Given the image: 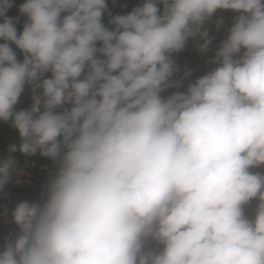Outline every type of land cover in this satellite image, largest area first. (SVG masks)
Masks as SVG:
<instances>
[{
	"label": "clouds",
	"instance_id": "clouds-1",
	"mask_svg": "<svg viewBox=\"0 0 264 264\" xmlns=\"http://www.w3.org/2000/svg\"><path fill=\"white\" fill-rule=\"evenodd\" d=\"M11 7L0 0L8 151L59 168L41 201L15 205L0 264H264V0H144L111 30L106 0H25L19 35ZM217 10L240 13L219 66L162 97L172 54L197 35L206 51ZM26 84L31 108L15 111ZM15 167L0 161V189Z\"/></svg>",
	"mask_w": 264,
	"mask_h": 264
},
{
	"label": "built area",
	"instance_id": "built-area-1",
	"mask_svg": "<svg viewBox=\"0 0 264 264\" xmlns=\"http://www.w3.org/2000/svg\"><path fill=\"white\" fill-rule=\"evenodd\" d=\"M239 14L240 13L229 10L226 13V19L232 25L235 22V17ZM228 29L215 37L211 36V42L207 50L202 52L199 59L195 60L191 73L177 83L179 85L178 87L176 84L165 89L161 93L162 97L167 98L175 92H186L189 83H194L196 79L219 66L218 63L213 62V60L221 43L229 34ZM203 30L209 33L211 30V23L205 22L203 24ZM16 54L17 59L20 60V53L16 52ZM63 107L70 108L71 105L67 104ZM20 155L21 163L16 164L11 179L0 189V251L4 250L6 243L14 238L19 231L17 226L13 223L11 215L15 205L21 201H28L30 203L41 201L45 197L48 183L55 176L59 168L57 161L48 157H43L39 155V153L33 156H25L21 153ZM9 156L8 154L0 155V161H3ZM263 168L264 166H261L255 170H263ZM256 204L257 201L253 200L246 206L245 212L255 209ZM149 244L154 250H158L160 247L153 241H149Z\"/></svg>",
	"mask_w": 264,
	"mask_h": 264
},
{
	"label": "trees",
	"instance_id": "trees-1",
	"mask_svg": "<svg viewBox=\"0 0 264 264\" xmlns=\"http://www.w3.org/2000/svg\"><path fill=\"white\" fill-rule=\"evenodd\" d=\"M25 0H12V7L8 9L6 15L10 18H13L16 21V28L17 34L19 35L20 32L23 30L24 24L27 22V16L22 15L19 12V6L23 4ZM107 3V10L103 14L102 22L106 27L110 30L113 29L115 26L110 23L111 17L115 15H125L128 14L133 10V8L140 6L144 3V0H106ZM158 7L163 11V5L158 3ZM109 13L111 15H109ZM67 13H62L61 16L63 17ZM3 22V17H0V23ZM5 41L0 40V43H4ZM10 46L13 48L15 52L20 53V61L23 60V54L21 51L16 47L15 44L9 42ZM99 43H97V47H99ZM194 45H193V38H190L185 46V48L177 53L172 54V59L174 60L175 68L180 66V64L186 62L188 57L193 53ZM99 55V53H98ZM43 78H51V73H45ZM82 78V77H81ZM42 93V89H37L36 94L39 95ZM33 91L32 86L26 84L23 93L21 94L18 103L15 105V111L20 110H27L31 108L33 103ZM64 107L57 109L63 110ZM43 110V109H41ZM12 144H16L17 147L20 144L19 133L18 130L12 127V122L9 120L8 122L0 121V155H10L15 160L16 164L21 163V155L20 152L17 151L15 153H10L8 151L9 146ZM148 248L152 249L149 242L147 244Z\"/></svg>",
	"mask_w": 264,
	"mask_h": 264
},
{
	"label": "crops",
	"instance_id": "crops-1",
	"mask_svg": "<svg viewBox=\"0 0 264 264\" xmlns=\"http://www.w3.org/2000/svg\"><path fill=\"white\" fill-rule=\"evenodd\" d=\"M228 11L229 10H217L216 13H214L212 17L206 20V22L211 23V30L208 33V39H210L211 36L215 37L223 33L224 31H226V29L232 26L230 22L226 19V13ZM218 21H222V23L218 24L217 23ZM202 31H204L203 26H202ZM201 43H203V40L200 38L199 35L193 38L194 51L188 57L186 62L180 64V66L176 68V71L174 72L173 76L170 78V83L172 85H176L177 83L180 82V80H182L183 78H185L191 73L195 60L199 59V57L202 54V51H200V48H199V45ZM253 171L264 174V168L263 170H258V171L253 169ZM254 210L255 209L247 211L246 215L249 218H252L254 216Z\"/></svg>",
	"mask_w": 264,
	"mask_h": 264
}]
</instances>
